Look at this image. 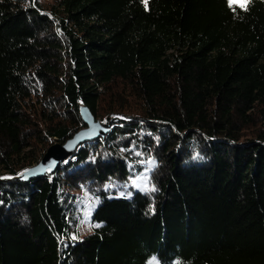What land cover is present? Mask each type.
Returning a JSON list of instances; mask_svg holds the SVG:
<instances>
[{
    "label": "trees",
    "instance_id": "1",
    "mask_svg": "<svg viewBox=\"0 0 264 264\" xmlns=\"http://www.w3.org/2000/svg\"><path fill=\"white\" fill-rule=\"evenodd\" d=\"M0 264H264V0H0Z\"/></svg>",
    "mask_w": 264,
    "mask_h": 264
},
{
    "label": "water",
    "instance_id": "2",
    "mask_svg": "<svg viewBox=\"0 0 264 264\" xmlns=\"http://www.w3.org/2000/svg\"><path fill=\"white\" fill-rule=\"evenodd\" d=\"M80 112L86 127L78 131L65 143L52 144L40 161L19 175L20 178L29 180L37 176L45 175L54 170L60 161H63L71 155L80 144L94 137L104 135L107 132L108 128L104 126V123L95 119L87 105L81 103Z\"/></svg>",
    "mask_w": 264,
    "mask_h": 264
},
{
    "label": "rangeland",
    "instance_id": "3",
    "mask_svg": "<svg viewBox=\"0 0 264 264\" xmlns=\"http://www.w3.org/2000/svg\"><path fill=\"white\" fill-rule=\"evenodd\" d=\"M91 222L88 219H83L78 225V236L82 237L92 231ZM77 235V234H76Z\"/></svg>",
    "mask_w": 264,
    "mask_h": 264
},
{
    "label": "snow or ice",
    "instance_id": "4",
    "mask_svg": "<svg viewBox=\"0 0 264 264\" xmlns=\"http://www.w3.org/2000/svg\"><path fill=\"white\" fill-rule=\"evenodd\" d=\"M249 0H229V3H241V6H243L244 4L248 3ZM145 3H147V0H145Z\"/></svg>",
    "mask_w": 264,
    "mask_h": 264
}]
</instances>
